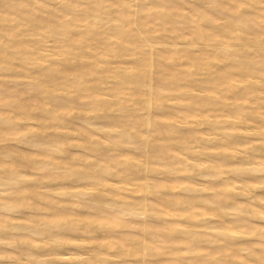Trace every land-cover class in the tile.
I'll return each mask as SVG.
<instances>
[{
	"label": "bare ground",
	"instance_id": "obj_1",
	"mask_svg": "<svg viewBox=\"0 0 264 264\" xmlns=\"http://www.w3.org/2000/svg\"><path fill=\"white\" fill-rule=\"evenodd\" d=\"M58 1L0 0L1 24L13 22L0 26V65L29 77L37 89L29 98L1 91L0 139L24 132L30 136L18 140L43 147L28 155L19 145L0 151V264H106L67 247L91 240L101 241L98 254L129 264H153L156 252L170 257L154 264H264V6H256L264 0H204L196 2L199 8L184 6L185 0L156 6L150 0ZM243 3L250 8L241 14ZM184 29L190 32L183 41ZM50 35L55 44L47 52ZM218 61L222 66L213 70ZM58 92L88 103H56ZM21 98L28 103L15 105ZM177 106L178 113L167 112ZM81 108L76 123L67 119ZM99 110L119 111L122 119L103 121ZM202 124L207 128L199 129ZM118 129L119 135H104ZM139 141L146 143L140 154ZM249 141L261 143L248 147ZM29 155L31 166L49 170L31 173ZM164 170L167 175H155ZM196 176L209 180L195 182ZM99 182L104 190L96 188ZM82 186L77 197L97 193L88 202L92 212L74 208L75 199L66 196ZM98 225L108 230L96 231ZM118 226L131 231L116 236ZM236 237L245 239L241 246L228 242ZM34 243L52 249L43 252ZM13 245L29 253L15 254ZM221 250L226 253L215 261ZM49 254L58 261L39 260Z\"/></svg>",
	"mask_w": 264,
	"mask_h": 264
},
{
	"label": "rangeland",
	"instance_id": "obj_2",
	"mask_svg": "<svg viewBox=\"0 0 264 264\" xmlns=\"http://www.w3.org/2000/svg\"><path fill=\"white\" fill-rule=\"evenodd\" d=\"M156 1H158V0H150V2H151V5L152 6H156L155 5V2ZM181 1V0H180ZM185 1H187V2H185ZM185 1H181L183 4H184V6H188V7H190L191 5L193 6V7H195V8H199L198 7V5H197V3L198 2H200V3H203V1L204 0H185ZM194 1V2H193ZM202 1V2H201ZM56 2H60V1H58V0H56ZM66 2H70V0L68 1H66ZM124 3H128V1H126V0H124L123 1ZM197 2V3H196ZM58 4V3H57ZM52 5V6H51ZM49 4V9L51 8V9H54L56 6H55V4L53 5V4ZM87 5H90V4H87ZM87 5H83V6H81L82 8H85V7H88ZM256 6H259V7H262V6H264V4H262V3H260V4H256ZM112 7H115V6H112ZM245 8V9H244ZM250 8V5L248 4H242L241 6H240V9L238 10V12H240L241 14H243L244 12H246V11H248V9ZM50 9V10H51ZM132 9H134V7L132 8ZM247 9V10H246ZM252 9H254V8H251L250 10H252ZM199 11H202V9H199ZM262 11V10H261ZM181 12H183V11H181ZM185 12H187V13H189V11L188 10H186ZM228 13L229 14H234V13H236L235 11H233V10H230V11H228ZM44 15L45 16H48V13H44ZM51 16V15H50ZM154 18L155 19H157V15H155L154 16ZM235 20V17H233L232 18V20ZM219 23H221L222 21H218ZM2 23V21H0V26L1 27H4L5 25H12L13 24V22H7L6 24L4 23V24H1ZM256 27H257V25H255ZM262 27V26H261ZM192 31V30H191ZM183 32H184V36H183V41H184V39H186V38H188V36L186 35V33H188V32H190V30H188V29H184L183 30ZM156 34V33H155ZM26 35V36H25ZM24 36V37H23ZM71 37H72V35H70ZM246 36H248V34H246ZM28 37H30V38H28ZM249 37V36H248ZM32 38V39H31ZM21 39H27V40H29L30 42H32L33 40H34V35H31V34H23L22 36H21ZM2 40L4 41L5 39L4 38H2ZM32 40V41H31ZM53 36L51 37V35L49 36V37H47V39H45L44 40V43L46 44V46H44V48H47L48 50H47V52L50 50V49H52V47H53V45L55 44L53 41ZM170 40V39H169ZM41 43H39L38 44V46L40 45ZM51 44V45H50ZM180 46H182V45H180ZM72 48V47H71ZM70 48V49H71ZM157 48L159 49V51L158 52H161V51H163L161 48H163L162 46H157ZM178 48H181V47H178ZM182 48H185V46L184 47H182ZM92 51L91 49H89L88 48V51ZM47 52H45V53H47ZM136 57L137 56H134V55H132V56H128V57H124L122 60H133V59H136ZM182 60H184V59H182ZM132 64V62H128L127 63V65L129 66V64ZM222 61H218L217 62V66H215L214 68H213V70H218L219 69V67L220 66H222ZM130 64V65H131ZM167 64V63H166ZM116 66L118 65H120V66H126V63L124 64V63H120V64H115ZM1 67H0V93H1V91H4V92H10V93H12V92H17V93H22L23 94V96L24 97H27V98H29V97H31L33 94H35L36 92H37V89L36 88H33V86H29L28 84H29V82L31 81V79L29 78V77H27L26 76V78L25 79H23L25 76H19V75H17V74H15L14 75V73L12 72V71H8V70H5V69H3V65H0ZM41 66H43V65H41ZM29 67H34V65L33 64H30L29 65ZM182 67H184V66H182ZM17 70H19V68H17ZM3 72H6V74H4ZM2 76V77H1ZM198 76V75H197ZM11 77V78H10ZM23 77V78H22ZM200 77V76H199ZM221 77V76H220ZM3 78V79H2ZM18 78V79H17ZM12 79V80H11ZM13 79H15V80H13ZM17 79V80H16ZM221 79V78H220ZM111 80V79H110ZM6 82V83H5ZM70 82V81H69ZM72 82H74V80L73 81H71V83ZM110 84H111V82H109ZM12 84V85H11ZM17 87V88H16ZM18 87H19V89H18ZM29 87V88H28ZM31 87V88H30ZM13 88V89H12ZM23 88V89H22ZM34 89V90H33ZM10 90V91H9ZM17 90V91H16ZM29 90V91H28ZM33 90V91H32ZM36 90V91H35ZM58 94L59 95H61V97L59 98V99H57L58 101H55L56 103H60V102H62L63 100H67V99H74V100H77L78 98H79V100H77V104H78V106H80V107H84V106H86L87 105V103H88V99L87 98H83V97H80V95H76V94H74V93H70V95L69 94H67V93H65L64 95H63V97H62V92H58ZM103 97V96H102ZM62 98V99H61ZM65 98V99H64ZM104 99H110V98H108V97H103ZM109 101H111V100H109ZM17 103H24V104H26V103H28V101L27 100H23V98H21L20 100H17V102H15L14 104L15 105H17ZM85 103V104H84ZM169 103H171V101L169 102ZM130 104V103H129ZM133 106H135L136 107V105H132L131 106V108L133 107ZM6 107H9L10 108V106H7V105H4V109H6ZM82 107V108H83ZM180 107V108H179ZM182 106H177V107H174V108H172V107H169V108H167L168 110H167V112L169 113V112H173V113H178V111L177 110H180V109H182L181 108ZM82 108H81V110L79 109V110H74L72 113H70L69 114V116H68V120L69 121H72L73 123H76L79 119H78V117H82L83 115H82ZM175 109V110H174ZM97 112H100V116H101V119L103 120V121H105L107 118H109V117H111V118H118V119H122V117H119V115L121 114V112H119V111H111L110 110V116L109 115H107V113H105L104 111H102V110H99V111H97ZM104 112V113H103ZM85 113V112H84ZM139 114L141 113V112H138ZM143 113V112H142ZM93 114H95V112H91V114H89V115H93ZM71 115V116H70ZM5 116V115H4ZM74 116H76V118L74 117ZM74 118V119H73ZM68 120H67V122H68ZM24 122V121H23ZM64 123H66V120L64 121ZM0 125H4V124H0ZM4 127V126H3ZM204 128H207V125H205V124H202L201 126H199V129H204ZM119 130L120 129H118V131L116 132V131H113V132H109V131H105L104 132V135H106V136H109V135H113V136H116V135H119L118 133H119ZM27 132V131H26ZM206 133H209V132H211V131H205ZM22 134V135H21ZM13 136V135H12ZM12 136H10V137H12ZM27 136H30V134L29 133H27L26 135L24 134V132L23 133H20V134H17V135H14V137H17V139H15L14 140V137L10 140V137H8V138H6V139H0V151H7V150H12V149H14L13 148V145H19V146H21L22 148H21V150L23 151V153L21 154V155H26L27 153L29 154V152L28 151H31V150H34V149H43V147H34V149H33V146L34 145H32L31 143V145L30 144H25V143H23V141H20V140H18L19 138H24V137H27ZM19 137V138H18ZM235 137V136H234ZM252 137H255L254 135H252ZM243 139H245V138H242V141H244L245 142V140H246V142H247V140L248 139H245V140H243ZM13 141V142H12ZM20 141V142H19ZM14 143V144H13ZM73 143H77V142H75V141H73ZM72 143V144H73ZM258 143H261V142H259V141H249V144H247V146L248 147H250V146H253V145H256V144H258ZM128 144V145H127ZM145 142L144 141H139L136 145L137 146H141V148H139V150H137L136 152L138 153V154H140L141 152H142V150L144 151V149H145ZM123 146H124V148H129V149H131L130 148V146H131V144H129V143H127V142H124L123 143ZM76 147V148H75ZM143 147V148H142ZM24 148V149H23ZM73 148H75V151L77 150V151H82V147H80V146H74ZM78 148V149H77ZM103 148H105V146L103 147ZM102 148V149H103ZM149 148V147H148ZM106 151V150H108V148L106 149H103L102 151ZM113 154H116L115 152H112ZM261 153H264V150L262 149L261 150ZM27 154V155H28ZM2 156L3 155H0V158H2ZM33 159H34V156H31V155H29V159L27 160V163H29V165L30 166H27V169L32 173V172H34V173H36V172H44L45 171V169H46V171L47 170H49V168H47V167H42V169H40V168H36L35 167V165L34 166H31V165H33V163H34V161H33ZM243 160V159H242ZM241 160V161H242ZM240 165V164H239ZM180 164H178L177 165V167H179L180 168ZM37 169V170H36ZM137 170H136V172H135V174L136 175H138V174H140V168H136ZM35 170V171H34ZM115 170L113 169V172H114ZM138 171V172H137ZM167 173H168V171H166V170H164V171H161L159 174L157 173V174H155L156 176L158 175V176H160V177H163L164 175H167ZM153 175V174H152ZM260 175V174H259ZM181 176L183 177L184 175H182V173H181ZM39 176H37V175H35L34 176V178H33V176H32V178H30L32 181V183H33V181H35L37 178H38ZM75 177H72V179H74ZM114 178H117V177H114ZM185 178V177H184ZM195 182L196 181H199V182H207L208 180H209V178H206V177H195ZM71 182H72V180H70ZM82 181V180H81ZM80 182V181H79ZM101 182H99V184H97L96 185V188L97 189H99V190H104V189H102L103 188V186L100 184ZM183 184H188V183H183ZM125 186H127V185H125ZM264 186V185H263ZM127 187H131V186H127ZM263 188V187H262ZM97 189H95V190H97ZM43 190V189H42ZM82 190H86V189H84V187L82 186V187H75V188H71V189H69V193L66 195L68 198H71V199H75V201H76V204H74L73 205V207L74 208H76V209H78V210H80V211H82V212H92V211H94V209L93 208H90L89 206H90V204L88 203L89 201H91L90 199L92 198V196H93V194L95 193H93V194H91L92 196L90 197V195H79L78 194V197H77V193H80V191H82ZM87 190H90L91 192H93L92 190H94V189H87ZM121 190H124V189H121ZM129 190V189H128ZM176 190H179V189H176ZM262 190V189H261ZM97 193H95V195H96ZM94 195V196H95ZM136 195H141V193H136ZM97 196V195H96ZM102 198H106V197H102ZM109 207L108 206H106L105 207V210L106 211H108L109 209H108ZM32 211H34V210H32ZM48 212H50L49 211V209L48 210H46L45 209V211H44V213H43V215L45 214V213H48ZM230 216V215H229ZM44 218H46V216L44 215L43 216ZM121 218H123V216H120ZM128 218V217H127ZM129 220H135L136 218L134 217V219H133V217H131V218H128ZM16 222V221H15ZM19 222H21L20 220H19ZM131 222V221H130ZM140 223V222H139ZM151 225H153L154 226V228L155 227H157V224H154V222H153V224L151 223ZM170 225V224H169ZM168 225V226H169ZM105 227V228H104ZM104 227H102V225H98L97 226V230L96 231H98V228H100L102 231H104V230H108V228H107V226H104ZM137 229H141V225H136L135 226ZM123 228L124 227H122V226H118V227H116V228H114V232H115V235L116 236H119L124 230V232H127L128 233V231H131V230H128V227H127V229L125 228L124 230H123ZM132 228V227H131ZM131 228H129V229H131ZM104 229V230H103ZM101 230H99V231H101ZM220 230H222V229H218V230H215V231H217L218 233L220 232ZM79 233V234H85L84 232H83V230L82 229H77V230H75L74 232L75 233H77V232ZM208 231V230H207ZM113 232V233H114ZM117 232H119V233H117ZM124 232H123V234H124ZM209 232H211V231H209ZM94 233H97V232H94ZM121 234L122 235V237H125V235L126 234ZM90 235V234H89ZM128 236H127V238H133V237H131V235H129V234H127ZM155 235L157 236V235H160V234H158V233H155ZM160 237V236H159ZM217 238H218V236H216ZM216 237L214 236H210V239L212 240V242H214L215 244H219V241H218V243H217V239H216ZM167 238V239H166ZM251 238V236H249V238L248 239H250ZM164 239L165 240H168V239H170V237L169 236H165L164 235ZM240 239V237H236V238H231L228 242L229 243H231V245L232 246H235V247H238V246H241L242 245V242L245 240V239H243L242 238V242L239 240ZM237 240V241H236ZM95 240H91L90 241V243L89 242H79L78 244L77 243H75V241L73 242V243H71L70 245H68L67 247L68 248H76V249H81V250H84V251H86L87 252V254L88 255H90V254H97L102 260L104 259V258H106V264H108V263H110V264H123L124 263V260H128V259H124L123 257H121V256H117V258H115L116 256H111L110 254L109 255H101V254H98L99 253V247H100V242L101 241H99V240H96L95 242H94ZM226 241H222L221 243L222 244H224ZM225 243V244H228V245H230L229 243ZM237 243V244H235V243ZM87 243V244H86ZM215 244H213V245H215ZM75 246V247H74ZM82 246V247H81ZM38 248V249H40V250H42L43 252L45 251V252H47V251H49L48 253H50V249H52V247H51V245H49V244H47V245H43V244H41L40 246L39 245H37L36 243H34L33 245H32V248ZM256 248L257 247V245H255V246H253V248ZM16 248V249H15ZM84 248V249H83ZM79 249V250H80ZM114 250V249H113ZM12 251L16 254V253H21V254H28L29 253V251H28V249L27 248H23V246L21 247V246H17V245H13L12 246ZM115 251V250H114ZM118 251V250H117ZM222 253V254H221ZM224 253H226V251H220V252H218V254H216V255H214V260L216 261V260H219L220 258H222V256L221 255H223ZM14 254V255H15ZM154 255V256H153ZM151 257H150V260L149 261H151V262H153V264L155 263V261L157 260V259H159V260H157V261H164V262H166L167 261V259H168V257H170V255L168 254H163L162 252L161 253H158V252H156V253H154ZM164 255V256H163ZM183 255H184V257H186V258H188V257H195L194 256V254H187V253H183ZM157 256V257H156ZM162 256V257H161ZM82 258H84V256L82 257ZM139 259V257H132L131 259L134 261V260H136V259ZM161 258H163V259H161ZM167 258V259H166ZM122 259V260H121ZM39 260H49V262H51V261H58V259H57V257L56 256H54V255H52V254H49V256H44L43 258H39ZM154 260V261H153ZM120 261H121V263H120ZM177 261V260H176ZM174 262V261H171V264H177L178 263V261L177 262ZM186 261H188V264L190 263L191 264V262H192V259L191 260H186ZM116 262H118V263H116ZM101 263V262H100ZM100 263H96V264H100ZM92 264H94V263H92ZM102 264V263H101ZM124 264H129V263H124ZM131 264H136V263H131Z\"/></svg>",
	"mask_w": 264,
	"mask_h": 264
}]
</instances>
